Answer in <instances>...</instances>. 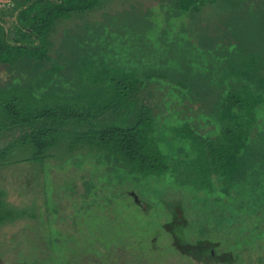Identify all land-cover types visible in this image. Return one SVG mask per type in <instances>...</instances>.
<instances>
[{
    "label": "trees",
    "instance_id": "obj_1",
    "mask_svg": "<svg viewBox=\"0 0 264 264\" xmlns=\"http://www.w3.org/2000/svg\"><path fill=\"white\" fill-rule=\"evenodd\" d=\"M8 1V12L16 13V22L10 38L0 23V63L10 64L9 70L15 76L0 82V131L20 126L30 132L35 116L25 112L34 109L36 103L40 108L38 99L45 92L40 83L44 81L47 92L52 93L55 90L48 89V75L60 78V72L54 69L56 65L64 73L65 64L53 59L47 66L44 60L48 52L44 44H51L48 31L57 18L69 17L74 12L83 16L97 8L101 0ZM149 8V15L161 14L160 21L165 25L161 36L168 31L175 34L167 42L162 39L166 47H157L158 56L152 53L140 63H132L131 68L107 64L99 54L90 57L82 43L87 36L85 22L76 28L72 41L75 55L63 58L66 68L73 67L75 72L66 75L80 82L84 89L104 93L110 101L90 116L96 122L94 131L78 127L80 132L71 135L54 129L33 132L29 140L15 145L8 141L10 147L0 156V163L23 149L30 155L26 159L43 161L47 152L60 146L57 139L62 137L70 141L73 150L103 157L108 167L120 171L122 183L136 187L143 181L150 183L170 176L175 184L208 192L215 198L216 206L223 210L222 223L231 215L236 221L243 210L253 206L259 216L264 213V206L255 208L257 202L264 203V0H158L159 13L154 7ZM143 53L138 57L142 58ZM32 59L36 64L28 66ZM153 84L167 86L172 94L164 111L157 110L146 96ZM12 93L26 101L6 105ZM205 102L208 110L194 113L195 105ZM74 114L68 116V112H63L61 116L71 124ZM202 125L211 127L201 130ZM44 137H54V141L43 147ZM165 141L173 143V154L162 146ZM70 147L68 151H73ZM129 189L125 194L141 201V193ZM4 195L0 188V233L6 224L15 226L25 214L13 207L10 200L6 203ZM243 223L216 228L227 241L225 247L220 240L209 238L195 245L184 242L188 220L180 211H174L165 227L170 229L171 243L184 253L187 264H264V218L249 228ZM156 242L152 241L151 248H155ZM6 247L10 256L1 255L0 264H9L12 259L11 243L7 242ZM127 248V241H122L119 252L110 257L107 253L112 248L103 244L93 254L73 255L66 261L151 264L149 252L140 256L132 252L131 257Z\"/></svg>",
    "mask_w": 264,
    "mask_h": 264
},
{
    "label": "rangeland",
    "instance_id": "obj_2",
    "mask_svg": "<svg viewBox=\"0 0 264 264\" xmlns=\"http://www.w3.org/2000/svg\"><path fill=\"white\" fill-rule=\"evenodd\" d=\"M157 4L158 0H101L97 8L83 13V16L74 12L69 17L57 18L47 34L51 45L44 44L48 50L44 60L47 66L54 58L65 64L64 73L56 65L54 69L60 72L61 79L57 78L52 93L47 92L44 81L40 83V88L45 91L38 99L40 108L36 103L34 109L25 112L35 116L33 131L27 132L25 127L20 126L0 131V147L5 144L0 148V156L6 154L10 144L29 140L33 132L54 129L60 134L71 135L80 132V127L94 131L96 122L90 116L103 110L110 101L104 93L84 89L80 82L67 76H72L75 71L73 67L66 68L67 61L63 58L75 55L76 48L64 49L63 38L70 35L72 41L75 40V31L84 21L87 36L82 43L88 48L85 52L90 57L99 54V58L107 64L131 68L152 53L158 56L155 54L159 52L157 47H166L162 39L167 42L175 34L168 31L167 35L161 36L165 27L160 21L161 14L154 17L148 12L152 10L149 7H154L159 13ZM2 20L8 29L15 24L14 15ZM172 29L176 30L175 27ZM81 31L79 28L78 34ZM143 51L145 55L143 53L142 58L138 57ZM64 80L66 82H62ZM71 86L74 89H70ZM169 94L172 97L167 86L162 84H153L146 92L149 101L159 111L167 108V101L171 100ZM15 95L12 93L5 104H16L26 99ZM172 102L177 104L176 98ZM207 104H196L194 113L208 110ZM63 112H68V116L71 112L75 113L71 124L61 116ZM210 127L202 125L201 130ZM57 140L60 146L47 152L43 161L26 159L30 155L23 149L0 163V188L5 192L4 201L8 203L7 200H10L13 207L19 208L18 211H25L15 226L8 227L6 224L2 229L4 232L0 233V256H10L6 245L11 243L12 259L9 264H68L66 259L71 256L93 254L103 244L112 248L107 255L114 257L122 241H127L131 257L132 252L134 255L138 252L139 256L149 252L148 255L153 258L151 264H187L184 253L171 243L170 229L165 227L172 220L175 210L188 220L184 228V242L190 245L209 238L220 240L221 246L225 247L227 241L216 228L242 221L249 228L258 219L264 218L263 212L259 216L255 214L253 206L243 210L236 221L230 214L227 222L222 223L220 214L223 210L220 211L215 198L208 192L175 184L170 176L150 183L143 181L133 187L132 184L122 183L120 171L108 167L100 155L73 150L66 138ZM8 141L11 143L6 144ZM53 141L54 137H44L43 147ZM162 144L173 154L172 142ZM69 147L73 151H68ZM128 189L141 193V201H137L135 196H127L125 191ZM252 204L250 201L249 206ZM256 204L255 208L264 206V203ZM17 224L18 231L12 233L18 228ZM155 240L156 246L151 248ZM155 256L159 261H153L158 260Z\"/></svg>",
    "mask_w": 264,
    "mask_h": 264
},
{
    "label": "flooded vegetation",
    "instance_id": "obj_3",
    "mask_svg": "<svg viewBox=\"0 0 264 264\" xmlns=\"http://www.w3.org/2000/svg\"><path fill=\"white\" fill-rule=\"evenodd\" d=\"M8 3H9L8 0H2L1 3H0V9H2V11H0V23L2 24L3 28L5 29V32H7V35L12 37L14 35V27L11 25V27L8 29L5 26V24L3 23V20H2V19H5V18L9 17V15H10L9 12H8V8H7ZM13 15H14L15 22H16V13H14ZM24 30L26 31L27 29H24ZM49 41H50V37H49ZM62 44H63V48L64 49H70V47L72 46V39H71L70 35H65L64 36ZM28 62H29V60H28ZM34 64H36V61L34 59H32L30 64H28V66H33ZM10 66H11L10 64L0 63V72H1L0 73V82L1 83L5 82V81L8 82V81H10V79H12V77L15 76L12 72H10V70H9L11 68ZM20 70L22 71L23 68L20 69ZM24 71L25 72H29V70H27V69H25ZM2 72L4 74H2ZM48 78L50 79L49 80L50 83L48 85V87H49L48 89H51V88L54 87L53 85L56 82L57 77H56L55 74H50V75H48ZM35 80H39V79H35Z\"/></svg>",
    "mask_w": 264,
    "mask_h": 264
}]
</instances>
